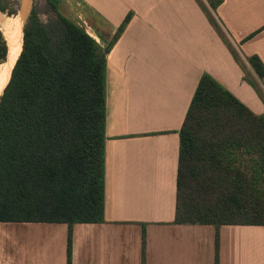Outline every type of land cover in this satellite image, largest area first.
I'll return each instance as SVG.
<instances>
[{"label": "crops", "instance_id": "0c3cea01", "mask_svg": "<svg viewBox=\"0 0 264 264\" xmlns=\"http://www.w3.org/2000/svg\"><path fill=\"white\" fill-rule=\"evenodd\" d=\"M79 1L103 49L131 19L107 55L104 221L73 226L71 264H264V226L175 223L180 130L202 76L255 115L264 77L198 0ZM215 17L264 65V0H223ZM68 238L65 223H0V264H69Z\"/></svg>", "mask_w": 264, "mask_h": 264}, {"label": "trees", "instance_id": "16d2710c", "mask_svg": "<svg viewBox=\"0 0 264 264\" xmlns=\"http://www.w3.org/2000/svg\"><path fill=\"white\" fill-rule=\"evenodd\" d=\"M45 1L49 21L33 6L22 31L24 0L22 34L7 41L0 27V66L12 60L0 74V223L67 224L71 264L73 226L104 221L107 55L131 15L103 49L60 12L59 0ZM206 2L199 3L240 62L215 17L223 0ZM0 11L16 16L17 0H0ZM249 62L263 79L261 61ZM175 223L264 226V114L208 74L180 130Z\"/></svg>", "mask_w": 264, "mask_h": 264}, {"label": "rangeland", "instance_id": "374dc122", "mask_svg": "<svg viewBox=\"0 0 264 264\" xmlns=\"http://www.w3.org/2000/svg\"><path fill=\"white\" fill-rule=\"evenodd\" d=\"M198 1L202 4H205L203 0H198ZM206 4H207V2H206ZM33 6H35L38 9V11H40L41 18L44 22H47L52 18V12L49 10L48 4L46 3L45 0H28L27 12L25 13V15H23L22 31H23L25 23L28 20L29 14H30ZM23 7H24V0H17L18 12H17L16 16L10 17L6 14H3L0 11V27H1L5 37L7 39V41L9 39H11L17 31L18 17L22 15ZM86 9H87L86 6L79 0H59L60 12L64 16L70 18L71 20H73L74 22H76L77 24L82 26L84 29H87V25L85 23V21H86ZM219 26L221 28L222 33L228 38L227 32L225 31L223 26L221 24H219ZM21 34H22V32H21ZM21 48H22V46L20 47V49ZM239 56H240V62L241 63L247 61L250 64L249 58L242 57L241 55H239ZM7 65H8V63L3 65V66H0V74H2L3 72H5L7 70ZM250 66H251V64H250ZM1 80L2 79L0 77V81Z\"/></svg>", "mask_w": 264, "mask_h": 264}, {"label": "bare ground", "instance_id": "6f19581e", "mask_svg": "<svg viewBox=\"0 0 264 264\" xmlns=\"http://www.w3.org/2000/svg\"><path fill=\"white\" fill-rule=\"evenodd\" d=\"M17 30H19L20 32H22L18 26H17ZM19 55H20V53H19ZM19 55H18V56H19ZM11 61H12V60H11ZM11 61H10V62H11ZM10 62H9V63H10ZM9 63H8V64H9Z\"/></svg>", "mask_w": 264, "mask_h": 264}]
</instances>
